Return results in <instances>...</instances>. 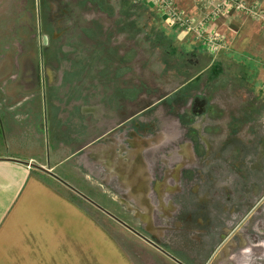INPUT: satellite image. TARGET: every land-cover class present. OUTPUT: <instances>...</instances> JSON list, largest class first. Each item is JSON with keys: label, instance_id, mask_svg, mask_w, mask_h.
<instances>
[{"label": "rangeland", "instance_id": "374dc122", "mask_svg": "<svg viewBox=\"0 0 264 264\" xmlns=\"http://www.w3.org/2000/svg\"><path fill=\"white\" fill-rule=\"evenodd\" d=\"M148 2L0 0V115L8 108L35 117L47 136L48 99L59 109L63 100L78 104L83 146L68 163L63 191L84 203L133 264H264V226L262 235L250 233L251 211L264 208V162L236 166V146L251 145L229 134L241 123L224 121L238 108L258 119L264 100L203 105L189 121L187 98L203 81L192 73L199 57L173 53ZM193 126L208 146L196 158L187 155ZM130 145L142 164L139 190L106 161L108 153L129 160Z\"/></svg>", "mask_w": 264, "mask_h": 264}, {"label": "crops", "instance_id": "0c3cea01", "mask_svg": "<svg viewBox=\"0 0 264 264\" xmlns=\"http://www.w3.org/2000/svg\"><path fill=\"white\" fill-rule=\"evenodd\" d=\"M173 1L181 12L195 20L207 17L215 4V0ZM246 1L255 3L264 11V0ZM154 18L161 34L171 36L173 53L181 55L179 59L199 57L192 73L202 74L203 81L187 98V105L194 112L189 121H197L201 115L196 112L203 105L212 106L218 101L221 107H228L232 101L243 104V100H249L245 97L250 95L256 100L261 97L264 100L263 21L250 19L231 9L209 17L206 30L217 33L223 40L222 47L211 52L190 33L169 26L161 13ZM61 102L62 108L59 109L48 99L43 119L44 127L49 125L51 131L47 136L43 134L46 129L36 130L38 121L35 117L20 118L18 110L8 108L6 114L0 115V264H133L113 234L85 208L84 203L63 191V179L71 168L68 163L83 146V125L78 104H67L68 100ZM231 114L227 112L224 121L241 123L242 130L229 134L246 136L245 146L251 145V149L245 151L236 146V153L239 152L236 166L252 169L261 159L264 162V126H261L264 125V113L253 121L247 120V112L242 108ZM175 118L179 122L180 116ZM193 129L188 130L191 133L187 138V155L196 158L199 153L205 154L208 146L200 141L202 132L196 126ZM39 141L42 146L33 148ZM126 151H129V160L118 161L107 152L106 161L127 188L135 186L139 190L141 177L138 176L142 164L134 161L131 145L124 148V153ZM182 153L186 155V148ZM187 180L190 191H193L194 177L188 176ZM250 185L253 182L245 186ZM247 197L253 203L256 201L253 194ZM225 214L228 217L229 211ZM250 214L254 217L250 233L262 235L259 227L264 226V208L255 207ZM236 229L244 233L240 227Z\"/></svg>", "mask_w": 264, "mask_h": 264}, {"label": "built area", "instance_id": "2783aa9c", "mask_svg": "<svg viewBox=\"0 0 264 264\" xmlns=\"http://www.w3.org/2000/svg\"><path fill=\"white\" fill-rule=\"evenodd\" d=\"M148 1L166 18L169 26L190 33L195 40L211 52L220 49L223 45V40L217 33L206 30L205 25L209 17L212 18L225 9H231L250 19L264 22V11L255 3L246 0H215L211 13L207 17H201L197 20L181 12L175 6L173 0Z\"/></svg>", "mask_w": 264, "mask_h": 264}, {"label": "water", "instance_id": "95a60500", "mask_svg": "<svg viewBox=\"0 0 264 264\" xmlns=\"http://www.w3.org/2000/svg\"><path fill=\"white\" fill-rule=\"evenodd\" d=\"M148 241V240H147ZM150 242V241H149Z\"/></svg>", "mask_w": 264, "mask_h": 264}]
</instances>
